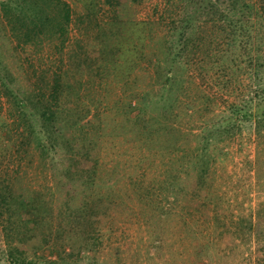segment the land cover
Segmentation results:
<instances>
[{
	"label": "trees",
	"instance_id": "obj_1",
	"mask_svg": "<svg viewBox=\"0 0 264 264\" xmlns=\"http://www.w3.org/2000/svg\"><path fill=\"white\" fill-rule=\"evenodd\" d=\"M74 1L80 5L78 11L66 0L0 2V34L5 32L0 43L13 44L12 37L15 42V69L0 51V236L11 264H103L96 247L101 244L97 223L105 202L94 189L104 181L99 174L102 133L88 130L95 113L83 99L91 78L92 86L97 78L108 76L120 77L124 85L135 76L154 78L158 87L137 85L128 101L129 110L138 107L142 128L150 131L167 128L163 118L178 116L179 109L185 115L197 112L195 102L183 99L191 62L198 64L194 80L212 75L222 89L240 92L238 101H228L229 111L211 110L212 121H228L225 130L217 123L205 125L199 133L189 130L190 140L204 139L193 183L204 185L210 171V137L232 135L242 121H250L264 144V0H172L176 9L161 44L149 52V27L160 22L134 16L136 5L146 0ZM103 4L109 16L101 15ZM73 21L79 35L71 39L74 45L65 63L62 53ZM46 33L61 37L60 58L58 63L36 66L28 47L40 46ZM85 76L88 81H83ZM213 101L206 96V110ZM33 144L49 155L51 185L46 190L22 185L17 176L20 164L8 172L9 162L22 160ZM259 159L258 154L257 164ZM238 225L249 237L256 236L255 264H264V215L243 214ZM226 229L231 240L234 232ZM46 248L58 255L37 254ZM194 250L199 258H207L205 264L230 254L227 249L216 251L210 242L197 243Z\"/></svg>",
	"mask_w": 264,
	"mask_h": 264
},
{
	"label": "rangeland",
	"instance_id": "obj_2",
	"mask_svg": "<svg viewBox=\"0 0 264 264\" xmlns=\"http://www.w3.org/2000/svg\"><path fill=\"white\" fill-rule=\"evenodd\" d=\"M66 1L74 10L80 9L78 2ZM170 1L146 0L136 5V18L160 22L149 27L153 38H148V52L151 49L156 51L168 28L170 15L176 9ZM101 15H110L106 4L102 5ZM7 29L10 36V28ZM1 33L0 37L5 38V32L2 30ZM77 35L79 30L73 21L70 39L62 53L65 63H68L67 56L74 45L71 39ZM44 37L47 38L40 46L28 47L31 62L36 66H49L58 63L60 58L57 45L61 43V37H54L52 33H46ZM13 44L0 43L4 47L0 51L4 61L15 69ZM187 68L183 99L195 102L197 112L185 115L179 109L181 113L178 116L170 114L163 118L167 128L155 131L142 128L138 107L129 110L128 106L137 85L150 83L159 86L154 78L135 76L124 85L120 77L108 76L97 78L92 86L93 78L88 74L91 82L84 88L83 93L87 95L83 99L91 104L95 113L93 117L89 116L92 121L88 130L102 133L99 174L104 181L94 189L96 196L102 195L105 202L103 210H100L103 212L101 220L97 223L101 244L96 247L100 249V262L103 264H191L193 260L205 264L207 258H199L194 250L197 243L205 242L212 243L216 251H230L225 260L216 257L211 264H255L259 246L256 236L249 237L242 232L238 221L243 214H251L254 218H258L259 213L264 215V144H260L250 121H242L232 135L224 132L210 137V171L205 176L204 185L193 183L194 167L200 158L199 146L204 139L201 136V142L195 137L190 140L189 130L199 133L205 125L216 123L225 130L228 121H212L211 110H228L229 102L238 101L241 94L222 89L212 75L194 80L193 75L198 68L194 62ZM88 76L83 77V81H88ZM244 77L246 80L243 82L247 83L249 80L246 75ZM207 95L214 99L208 110L205 109ZM1 132L7 134L4 129ZM258 154L259 164L256 161ZM48 157L33 144L22 160L9 162L8 172L10 174L20 164L17 175L20 183L46 190L45 186L51 185ZM52 191H48L49 197ZM226 228L234 232L231 240L225 236ZM5 246L0 236V264H11ZM42 253L48 257L58 255H52L50 248L37 254Z\"/></svg>",
	"mask_w": 264,
	"mask_h": 264
}]
</instances>
